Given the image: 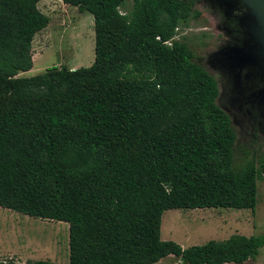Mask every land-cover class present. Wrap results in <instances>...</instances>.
I'll return each mask as SVG.
<instances>
[{
  "label": "trees",
  "instance_id": "16d2710c",
  "mask_svg": "<svg viewBox=\"0 0 264 264\" xmlns=\"http://www.w3.org/2000/svg\"><path fill=\"white\" fill-rule=\"evenodd\" d=\"M42 0H0V207L70 227L69 264H243L264 235L183 248L176 209H251L264 153L237 168L215 77L178 35L198 0H62L94 17L91 67L31 78ZM0 264H54L49 261Z\"/></svg>",
  "mask_w": 264,
  "mask_h": 264
},
{
  "label": "rangeland",
  "instance_id": "374dc122",
  "mask_svg": "<svg viewBox=\"0 0 264 264\" xmlns=\"http://www.w3.org/2000/svg\"><path fill=\"white\" fill-rule=\"evenodd\" d=\"M224 2L198 0L197 9L202 14L200 19L192 21L177 38H186L196 53V62L218 82V104L231 117L237 134L235 166L240 168L253 156L264 153V67L252 64L258 61L264 66V55L253 56L246 50L254 40L251 37L253 22L245 17L248 14L246 9ZM132 5L133 1L130 0L128 8L131 9ZM39 8L49 17L50 23L34 39L33 68L20 76L35 77L53 67L73 70L91 67L95 61L93 15L65 5L62 0H42ZM249 43L252 44L245 47ZM237 48L243 51L238 52ZM244 53L245 56L239 59L240 54ZM258 188L255 210L217 208L166 211L162 219L161 240L189 248L210 241L224 242L232 235L263 236L264 179L259 180ZM50 222L54 240H58L57 247L52 249L51 262L69 264V224ZM46 252L40 250V254L45 255ZM38 257L47 260L43 256ZM157 264L187 263L171 255ZM243 264H264V247L259 249L255 258Z\"/></svg>",
  "mask_w": 264,
  "mask_h": 264
},
{
  "label": "crops",
  "instance_id": "0c3cea01",
  "mask_svg": "<svg viewBox=\"0 0 264 264\" xmlns=\"http://www.w3.org/2000/svg\"><path fill=\"white\" fill-rule=\"evenodd\" d=\"M50 225L49 220L36 219L8 209L0 210V261H45L38 257L43 256L51 262L52 249L57 247L58 240H54ZM40 250L47 252L43 255Z\"/></svg>",
  "mask_w": 264,
  "mask_h": 264
},
{
  "label": "water",
  "instance_id": "95a60500",
  "mask_svg": "<svg viewBox=\"0 0 264 264\" xmlns=\"http://www.w3.org/2000/svg\"><path fill=\"white\" fill-rule=\"evenodd\" d=\"M225 4H229L232 7L239 8L243 7L247 11L246 18H249L253 22L252 30V38L254 37L253 44L249 50L252 55L254 54H263L264 55V0H224ZM228 2V3H227ZM250 43L245 47H249ZM238 52L240 50L237 48ZM239 56V55H238ZM245 56L244 54H240V58L242 59Z\"/></svg>",
  "mask_w": 264,
  "mask_h": 264
},
{
  "label": "flooded vegetation",
  "instance_id": "af4514ba",
  "mask_svg": "<svg viewBox=\"0 0 264 264\" xmlns=\"http://www.w3.org/2000/svg\"><path fill=\"white\" fill-rule=\"evenodd\" d=\"M250 61H252V59H251ZM245 64H250V62H249V63H245ZM252 64H258V66H262V67H264L263 64H262V62H258V61H257L256 63L254 62V63H252Z\"/></svg>",
  "mask_w": 264,
  "mask_h": 264
}]
</instances>
